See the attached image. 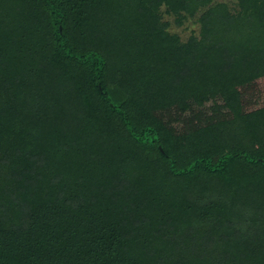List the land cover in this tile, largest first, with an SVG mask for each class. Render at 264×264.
<instances>
[{"label": "trees", "instance_id": "1", "mask_svg": "<svg viewBox=\"0 0 264 264\" xmlns=\"http://www.w3.org/2000/svg\"><path fill=\"white\" fill-rule=\"evenodd\" d=\"M262 75L264 0H0V264H264ZM213 93L178 149L153 106Z\"/></svg>", "mask_w": 264, "mask_h": 264}, {"label": "rangeland", "instance_id": "2", "mask_svg": "<svg viewBox=\"0 0 264 264\" xmlns=\"http://www.w3.org/2000/svg\"><path fill=\"white\" fill-rule=\"evenodd\" d=\"M219 1H223L230 6L236 5V0ZM164 16L169 17L171 20L170 30L179 34L183 40L191 32L196 33L199 30V22H196L193 17L186 18L184 22L185 17L178 21L177 15L164 14ZM85 84L84 78L79 81L80 86L75 85V87L77 89ZM112 87H116L114 81L110 83V88ZM239 91L243 111H250L256 107L264 106V75L239 86ZM119 93L120 89L118 88L116 89V94L118 95ZM151 111L159 122L167 128L168 134L177 139L178 149L183 151H191L200 145H206L205 140L208 137V133H200L201 129L219 123H224L225 125L228 123L229 127L232 128L233 124L230 123L235 118V114L227 106L224 97L219 93L208 94L199 100L185 97L180 101L171 100L165 104H155ZM231 136L225 138L226 142H233L235 138L233 136L231 138ZM197 139H199L198 144ZM241 142L243 146L250 145L245 139H241ZM257 142L255 147L260 145Z\"/></svg>", "mask_w": 264, "mask_h": 264}]
</instances>
